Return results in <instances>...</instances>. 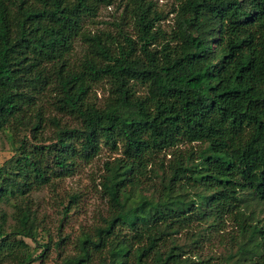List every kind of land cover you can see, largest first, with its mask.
Wrapping results in <instances>:
<instances>
[{"label": "trees", "instance_id": "trees-1", "mask_svg": "<svg viewBox=\"0 0 264 264\" xmlns=\"http://www.w3.org/2000/svg\"><path fill=\"white\" fill-rule=\"evenodd\" d=\"M107 7L120 11L113 31L97 27ZM5 131L15 149L0 166V264H34L51 248L59 264H205L175 235L203 223L219 232L226 222L238 249L232 264H264V225L247 210H264V0H178L168 12L153 0H0ZM192 144L212 154L199 182L212 193L204 209L158 202L125 223L123 200L163 169V152L174 158L164 190L193 180L183 166L191 155L178 148ZM101 146L119 151L126 170L105 192L106 213L74 238L60 224L55 240L39 243L30 194L56 190ZM76 202L69 197L64 221Z\"/></svg>", "mask_w": 264, "mask_h": 264}, {"label": "rangeland", "instance_id": "rangeland-1", "mask_svg": "<svg viewBox=\"0 0 264 264\" xmlns=\"http://www.w3.org/2000/svg\"><path fill=\"white\" fill-rule=\"evenodd\" d=\"M156 6L165 12L170 11L178 5V0H153ZM115 7L103 8L97 18L98 28L113 31L112 21L119 15ZM174 15L168 16L162 24L164 29H169L173 23ZM130 34L133 29H127ZM96 102L101 105L108 96L106 85L96 88ZM181 151L189 152L184 160V168L189 172V177L193 180L183 181L178 187L164 190L162 187L163 176L167 177L168 167L173 162L171 150H167L159 155L163 164V169L155 167L154 173H149L141 180L140 189H136L128 200H123L122 220L125 223L131 222L135 218H141L148 214L149 209L156 203H160L168 209L178 211L203 210L211 191L200 185L203 177L202 169L205 159L212 154L207 145H180ZM15 145L10 133L5 131L0 133V166L9 160L14 153ZM122 155L119 151L111 150L107 146H101L98 154L88 163L81 165L70 177L57 183L54 191L43 189L39 192L30 194L33 202V209L37 210L38 218L42 221L41 229L38 233L39 243H46L49 238L56 239L59 232V225L62 224V236L69 235L74 238L79 229H86L93 225L99 215H104L107 208V191L114 190V184L126 174V170L121 168L119 159ZM161 169V170H160ZM166 173V174H165ZM192 173V174H191ZM105 182V188L100 186ZM72 195L77 196L74 209L68 213V220H63L65 213L64 207ZM59 203H61L59 205ZM8 214V223H11L10 215L12 209L4 207ZM248 211H253L264 225V210L256 207L253 203L248 205ZM233 223L226 222L223 230L213 232L206 224H195L188 233L175 235L174 245L188 252L186 256H191L196 261L205 264H232L237 258V246L231 240L234 233ZM30 244V242H28ZM32 245V244H31ZM33 246V245H32ZM41 249L36 252L40 253ZM65 250H71L68 243ZM34 264H59L54 248L47 252L46 257Z\"/></svg>", "mask_w": 264, "mask_h": 264}]
</instances>
